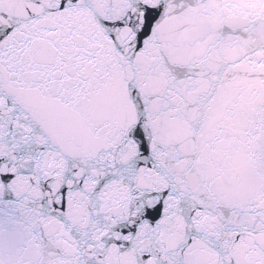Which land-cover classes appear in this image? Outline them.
<instances>
[{
	"label": "snow or ice",
	"instance_id": "snow-or-ice-1",
	"mask_svg": "<svg viewBox=\"0 0 264 264\" xmlns=\"http://www.w3.org/2000/svg\"><path fill=\"white\" fill-rule=\"evenodd\" d=\"M0 264H264V0H0Z\"/></svg>",
	"mask_w": 264,
	"mask_h": 264
}]
</instances>
